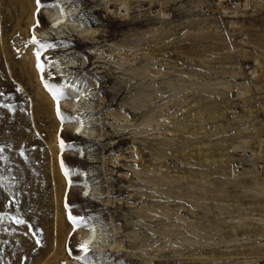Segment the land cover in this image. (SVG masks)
<instances>
[{
	"label": "rangeland",
	"instance_id": "1",
	"mask_svg": "<svg viewBox=\"0 0 264 264\" xmlns=\"http://www.w3.org/2000/svg\"><path fill=\"white\" fill-rule=\"evenodd\" d=\"M237 1L62 0L42 40L58 0H0V264H264V0Z\"/></svg>",
	"mask_w": 264,
	"mask_h": 264
},
{
	"label": "bare ground",
	"instance_id": "2",
	"mask_svg": "<svg viewBox=\"0 0 264 264\" xmlns=\"http://www.w3.org/2000/svg\"><path fill=\"white\" fill-rule=\"evenodd\" d=\"M61 1L62 0H58L57 6L48 12L49 27L47 29L43 30L42 33L39 35V37H41L42 40H46V39L50 40L52 37V34H53L52 32L55 33L54 36H58L59 33L65 27L71 26L70 22H72L71 16L73 14L70 15L71 11L68 10V7L64 6L66 2L64 4H61ZM57 66H58V63L54 62L52 64L51 68L56 69ZM60 72L63 73V71H60ZM62 73H61V75L59 74V76H63ZM41 94L42 93H40L39 95L43 96V97H41L43 99L44 95H41ZM65 95L70 98L69 103H70V108H71L72 112L75 113L76 110H82L83 106H81V105H82V103H85L87 100L86 94L83 93V91L79 90V88L74 84H65ZM44 99H46V98H44ZM71 127L73 130V134L75 136H78V137H88L89 134L91 133V130H90L91 128L89 127V125H87V122L84 121L83 117L76 116L75 122L73 123V125ZM85 189L86 188H84L83 191H85ZM88 189H89V187H87V190ZM88 192L90 195L91 190L90 191L88 190ZM105 235H107V234L102 232V230L100 228H97L95 225L91 226V227L87 228L86 230H84L82 232V234L80 235V244L82 246L88 247L89 249L94 250L96 252L103 253V252H105V248L110 247V244L108 243L109 240H108V238L105 237ZM48 237H49V235H47L46 238H48ZM160 251L161 250H159L157 252V255H156L157 258H159V256H160V253H159ZM48 253L49 254L51 253V247L49 244V240L47 242L46 249L41 250L40 255L37 257L38 259L34 260L32 258L33 263L34 264H40L43 261V259L45 258V256L48 255ZM154 260H156V259H154ZM225 261H227V260H225ZM67 264H103V261L101 259H98V260L87 259L83 262H79L76 260H70L69 262H67Z\"/></svg>",
	"mask_w": 264,
	"mask_h": 264
},
{
	"label": "built area",
	"instance_id": "3",
	"mask_svg": "<svg viewBox=\"0 0 264 264\" xmlns=\"http://www.w3.org/2000/svg\"><path fill=\"white\" fill-rule=\"evenodd\" d=\"M229 10H236L239 7L237 0H226ZM256 171L259 175L264 177V162H260L256 165Z\"/></svg>",
	"mask_w": 264,
	"mask_h": 264
},
{
	"label": "snow or ice",
	"instance_id": "4",
	"mask_svg": "<svg viewBox=\"0 0 264 264\" xmlns=\"http://www.w3.org/2000/svg\"><path fill=\"white\" fill-rule=\"evenodd\" d=\"M38 3H39V0H38ZM39 10V9H38ZM18 223H22V221H17Z\"/></svg>",
	"mask_w": 264,
	"mask_h": 264
}]
</instances>
